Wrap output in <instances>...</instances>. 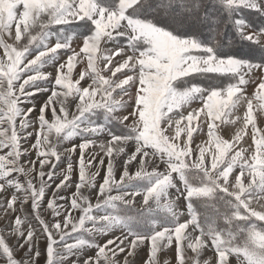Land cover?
<instances>
[{
    "label": "snow or ice",
    "instance_id": "6c2138e0",
    "mask_svg": "<svg viewBox=\"0 0 264 264\" xmlns=\"http://www.w3.org/2000/svg\"><path fill=\"white\" fill-rule=\"evenodd\" d=\"M0 49L2 264H264V0H0Z\"/></svg>",
    "mask_w": 264,
    "mask_h": 264
},
{
    "label": "rangeland",
    "instance_id": "374dc122",
    "mask_svg": "<svg viewBox=\"0 0 264 264\" xmlns=\"http://www.w3.org/2000/svg\"><path fill=\"white\" fill-rule=\"evenodd\" d=\"M0 53H2V49H0ZM47 70H51V68L48 67ZM201 79H204V78H201ZM212 83H214V84H222V83H227V81H225V80H214V81H212ZM205 86H207V83L205 84ZM251 91H254V88H250L249 92H251ZM197 103H199V102L197 101ZM224 127H227V126H224ZM2 215H3L2 212H0V231L4 230V224H3V220H2ZM12 242L13 241H10V243H12ZM41 247L43 248V244L41 245ZM17 251L19 252V255H23L24 254L23 252H20L18 249H17ZM166 252H167L166 258L171 259L174 256V250H166ZM144 256H145V251H140L138 253L137 264H142L141 258L144 257ZM2 261H3V257H0V264H2ZM40 264H44V257L43 256L40 258Z\"/></svg>",
    "mask_w": 264,
    "mask_h": 264
}]
</instances>
